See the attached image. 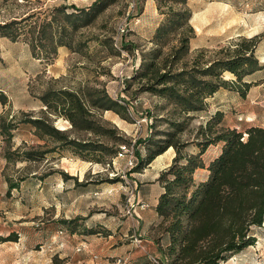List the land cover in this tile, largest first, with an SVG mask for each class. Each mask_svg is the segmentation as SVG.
Instances as JSON below:
<instances>
[{
    "label": "rangeland",
    "instance_id": "1",
    "mask_svg": "<svg viewBox=\"0 0 264 264\" xmlns=\"http://www.w3.org/2000/svg\"><path fill=\"white\" fill-rule=\"evenodd\" d=\"M90 1L0 0V21L37 8L79 7ZM180 10L187 19L174 14ZM162 22L170 30L155 42L154 28ZM248 37L263 66L243 78H254L249 86L261 82L258 89L264 86V0H109L74 32L73 50L56 47L48 63L31 56L21 38L0 36V91L5 95L0 119L14 122L8 141L0 132V235L16 234L15 239H0V264H116L117 257L122 264H182L171 259L162 223L149 210L160 187L156 176L174 149L167 146L136 169L133 164L156 138L169 137L180 151H195L196 129L205 119L200 110H179L145 88L153 73L139 71L148 60L155 62L156 71L199 69ZM181 38L186 44L179 50ZM155 50L159 54L153 57ZM220 74L233 77L227 71ZM60 87L80 97L86 116L98 124L95 130L73 126L45 106L40 94ZM251 91L262 102L259 92ZM102 92L117 103L111 108L95 104ZM226 97V108L233 109L237 97ZM243 104L245 112H256ZM26 116L44 118L60 129V137L41 133L21 120ZM64 135L88 141L87 147L64 143ZM98 142L104 147H91ZM121 143L131 150L132 165L114 155ZM215 150L216 145H207L200 155L204 163ZM205 172L204 166L197 167L195 180ZM140 201L143 207L137 205ZM249 230L253 241L216 264H264V213Z\"/></svg>",
    "mask_w": 264,
    "mask_h": 264
},
{
    "label": "trees",
    "instance_id": "2",
    "mask_svg": "<svg viewBox=\"0 0 264 264\" xmlns=\"http://www.w3.org/2000/svg\"><path fill=\"white\" fill-rule=\"evenodd\" d=\"M108 1L91 0L79 7L58 4L8 17L0 21V36L10 40L21 38L31 56L48 63L54 58L56 47L63 45L73 50L74 32L92 21ZM174 14L181 20L188 16L182 10ZM168 19L166 22H170ZM169 30L167 23L158 24L152 40L160 42L161 36ZM179 42L178 49L181 50L186 44L185 39L181 38ZM254 46L251 37L241 38L234 43L230 53L209 60L199 69L156 71L155 62L148 60L139 72L152 71L153 78L145 88L166 97L179 110H202L206 97L218 87L232 88L240 96L244 94L252 80L243 76L263 66L253 53ZM158 54L155 50L153 57ZM222 71L233 77H221ZM39 97L52 112L61 113L73 126L95 130L98 125H92L82 100L72 90L47 88ZM4 100L5 95L0 91V101ZM93 101L103 108H111L117 103L105 92ZM220 118L218 109L205 113V120L196 129L195 151L182 152L173 139L156 138L154 146L147 147L144 155L133 162L136 169L166 146L171 145L174 149L169 163L156 176L160 191L151 206L166 233L167 250L173 253L171 259H180L182 264H216L229 252L251 243L254 237L249 227L259 224L264 213V126L248 124L237 128L221 124ZM21 120L37 126L41 133L60 137L57 135L60 129L44 118L26 116ZM13 125L12 120L0 119V132L5 141L9 140ZM63 138L64 143L79 149L88 144L86 140L79 141L65 135ZM215 142H219L217 150L204 163L201 153L207 145ZM91 147L104 146L98 142ZM3 154L5 158L9 157L6 147ZM202 166L206 172L195 180L193 171ZM8 185L13 184L9 182ZM15 235L11 231L0 235V239H15Z\"/></svg>",
    "mask_w": 264,
    "mask_h": 264
},
{
    "label": "crops",
    "instance_id": "3",
    "mask_svg": "<svg viewBox=\"0 0 264 264\" xmlns=\"http://www.w3.org/2000/svg\"><path fill=\"white\" fill-rule=\"evenodd\" d=\"M250 73H253V71ZM251 79L254 80V78H252V77H251ZM260 83L261 82H257V83L255 82V83H252L250 86L248 85V87L246 88V90L242 96H240L235 90H231L227 87H218L208 97H206V104L207 105L204 107V109L200 110L201 112L199 115H201L203 118H205V113L212 112L214 109H218L221 111L220 123L223 125L235 126L237 128H238V126H241L240 128H243L244 126H246L248 124L264 126V100H263L264 86L259 87L258 89L256 88L257 85ZM251 89L255 90L257 94L259 92V96H262V99L260 98V100L262 102H260V101L258 102V100H254L252 98ZM226 96L237 97V100L235 102V106L234 107L232 106L233 109L231 107L228 109L226 108V104H225V101L223 99V97H225L227 100ZM255 101H257V103H261V104H255L256 103ZM243 103H246L247 106H249L251 109L252 108L256 109V112H254V111L245 112L243 109V105H244ZM239 114H241L242 116L241 115L239 116ZM214 145H216V150H217V148L219 146V142H215ZM158 153H156V154H158ZM196 168L193 171V175H194ZM199 178H202V177H199ZM159 191H160V187H159L157 193L155 194V197L153 198L152 202H150L151 205L154 203L156 196H157ZM149 210L152 213V215L154 216L155 212L152 209V206L149 207Z\"/></svg>",
    "mask_w": 264,
    "mask_h": 264
},
{
    "label": "built area",
    "instance_id": "4",
    "mask_svg": "<svg viewBox=\"0 0 264 264\" xmlns=\"http://www.w3.org/2000/svg\"><path fill=\"white\" fill-rule=\"evenodd\" d=\"M121 30V29H120ZM118 33L116 32V34L113 36V45L114 46H116V42H117V38H118ZM119 147L120 148H118L117 150H116V152H115V156H117V155H119V156H122L123 158H124V160H125V162L128 164V165H130L131 163H132V161H133V158H134V156H133V154H132V152H131V150L130 149H125L124 148V146H123V143H121V144H119ZM122 148H124V149H122ZM132 165V164H131ZM139 207H143L145 204L142 202V201H140V202H138V204H137ZM115 263L116 264H122L123 263V260L122 259H120L119 257H117V258H115Z\"/></svg>",
    "mask_w": 264,
    "mask_h": 264
}]
</instances>
